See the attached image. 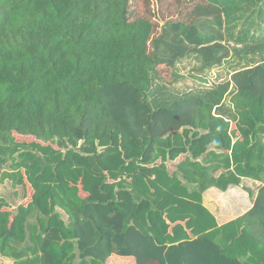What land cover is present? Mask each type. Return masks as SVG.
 I'll list each match as a JSON object with an SVG mask.
<instances>
[{
  "label": "trees",
  "instance_id": "obj_1",
  "mask_svg": "<svg viewBox=\"0 0 264 264\" xmlns=\"http://www.w3.org/2000/svg\"><path fill=\"white\" fill-rule=\"evenodd\" d=\"M259 3L0 0V183L20 200L0 197V256L264 264V35L224 37ZM232 56L248 65L212 89H168L186 58ZM243 177L263 185L252 208L218 226L202 194Z\"/></svg>",
  "mask_w": 264,
  "mask_h": 264
},
{
  "label": "crops",
  "instance_id": "obj_2",
  "mask_svg": "<svg viewBox=\"0 0 264 264\" xmlns=\"http://www.w3.org/2000/svg\"><path fill=\"white\" fill-rule=\"evenodd\" d=\"M220 1L222 4H224L226 2V0H220ZM227 9L231 12H236L238 8L235 6H231ZM250 13H252L254 15V17H250L249 19L244 20L246 17V16H244V19L239 20L237 25H235L233 23L232 26L231 25L225 26V29H224L225 36L224 37H225L226 42H228V39H229V31H232V30L235 31L234 29H237L239 31L242 29H244V30L248 29V30L252 31V34H254L255 37L256 36L262 37L264 35V4L259 3L255 9L250 11ZM238 38H239V34H238ZM220 68L221 67H217L216 69H220ZM216 72L219 73V70H217ZM231 74H232V72H231ZM231 74L229 75V79H230ZM219 83H221V82H219ZM215 84H217V83H215ZM202 85L205 87H211L212 86V85L207 84V82H203ZM212 88H210V89H212ZM210 89H206L203 92H206L207 90H210ZM203 92L197 91V93H203ZM229 100H230V98L228 97V103H229ZM226 101H227V97H226ZM225 104H226V102H225ZM228 106L226 104L225 108L227 109ZM233 142H234V140H233ZM180 157L182 159L184 156L182 155ZM200 159H202V158H198L197 161H200ZM176 163L177 162L169 163L168 166L174 167V170L176 171V169H177V167L175 166ZM230 170H233L232 166L230 167ZM222 172L223 171L220 170L218 173L220 174ZM178 177H179V179H181V176H178ZM191 186L192 185H189V187H191ZM259 187H260V184L258 182L251 180L249 178H245V177L241 178V184L239 186L230 185L228 187V189L224 192H222L221 190H219L215 187H212V188H209L208 190H206L202 194V199H201L202 200V206L204 208H206L213 215L218 226H223V225L241 217L242 215L247 213L252 208ZM19 201L20 200L17 201L16 207L18 206ZM33 220H35V219L29 218V221L32 224L34 223V222H32ZM29 245H30V243L27 244L25 247H27ZM23 248L24 247L18 248V250L21 251ZM31 257H32V255L29 256V258H31ZM5 259L8 260L9 263L14 264L13 259H10L8 257H2V256H0V264ZM125 260L131 261L132 258H127Z\"/></svg>",
  "mask_w": 264,
  "mask_h": 264
},
{
  "label": "rangeland",
  "instance_id": "obj_3",
  "mask_svg": "<svg viewBox=\"0 0 264 264\" xmlns=\"http://www.w3.org/2000/svg\"><path fill=\"white\" fill-rule=\"evenodd\" d=\"M250 33L252 34V31H250ZM238 34H239V30L237 29L235 31H229L228 42L230 43V45L239 48V47H243L246 43L239 41ZM244 63L245 62L241 61L240 58L232 56L222 66H220L221 67L220 69L214 68L210 71L200 74L198 71L199 65L196 59L194 57H188L178 65L176 70L177 80L172 86L170 85L168 89L172 93H176V94H184L188 92H197V91L203 92L206 89H210L213 86L217 85L219 82L222 83L224 81H227L229 79V75L231 74V72L248 65ZM217 70H219V73L216 72ZM203 82H207V84L212 86L205 87L202 85ZM226 104L227 106L229 105L228 99L226 101ZM259 184L263 186L261 183ZM17 191L18 193H20L19 192L20 190ZM15 192L16 189L11 186L10 181H8L7 179L3 183H0V197L2 199H5L14 208H16V203L19 200L18 197L15 198L16 197ZM27 244H29V241L20 244H17L15 242L11 243V245L14 247L15 250H18V248L25 247ZM1 264H11V263H9V261L5 259L1 262Z\"/></svg>",
  "mask_w": 264,
  "mask_h": 264
}]
</instances>
